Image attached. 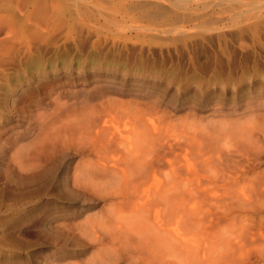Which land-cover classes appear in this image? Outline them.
I'll use <instances>...</instances> for the list:
<instances>
[{
  "label": "rangeland",
  "instance_id": "rangeland-1",
  "mask_svg": "<svg viewBox=\"0 0 264 264\" xmlns=\"http://www.w3.org/2000/svg\"><path fill=\"white\" fill-rule=\"evenodd\" d=\"M20 1L29 2L28 7ZM33 1L37 2L0 0V17L15 22L11 33L0 32V264H217L214 259L225 253L227 261L220 258L222 264H264V0H49L67 16L57 25L42 22L30 28L25 14L33 5L38 11L44 7ZM157 8H172L183 16L172 21L154 14L140 18ZM90 56L97 58L89 61ZM31 61L34 65L26 67ZM9 73L16 74L15 80H6ZM94 93L100 96L87 100ZM39 99L42 105L33 101ZM56 100L65 106L54 109ZM84 107L101 110V115L106 109L120 111L123 116L119 114L121 119L114 123L122 127L129 125L128 120L131 124L133 117L141 119L136 121L141 129L151 119L157 127L165 125L169 141H175L168 143L173 144L170 152L168 139L162 142V154L156 155L161 165L153 158L158 152L151 156L153 148L147 149L148 161L150 156L155 159L158 171L140 186V166H135L138 172L132 170L143 158L134 163L135 156L129 155L125 184L121 170L119 178L118 171L109 170L98 176V171H92L91 176L83 170L82 157L70 156L64 159L69 166L57 172L52 182L41 175L46 179H32V187L27 179L29 188L26 182L24 187L23 177L36 173L37 161L55 159L52 151L51 158L43 154L52 147L41 139L54 131L48 125L59 122L44 113L62 112L63 118L71 109L84 113ZM145 117L150 118L145 121ZM165 131L160 129L161 134ZM178 143L182 147L177 148ZM122 154L114 158L124 161ZM84 159L93 162L92 156ZM168 159H178L175 173ZM229 171H247V176L227 178ZM102 172L110 173L109 179ZM80 174H86L85 179ZM103 180L109 182L105 185ZM134 185L140 186L139 191L148 189L155 204L162 206L157 203L152 214L139 213ZM172 208L178 211L176 217ZM157 211L168 226H164L166 233L164 227L150 225ZM168 214L170 219L174 215L175 225L169 224ZM212 241L217 242V252H224L218 258ZM181 242L191 245L185 249Z\"/></svg>",
  "mask_w": 264,
  "mask_h": 264
},
{
  "label": "bare ground",
  "instance_id": "bare-ground-1",
  "mask_svg": "<svg viewBox=\"0 0 264 264\" xmlns=\"http://www.w3.org/2000/svg\"><path fill=\"white\" fill-rule=\"evenodd\" d=\"M19 1V0H18ZM37 2H39L38 4H39V7H40V5L42 4V5H44V7L42 8L41 7V9L38 11L37 10V6L36 5H33V3L35 2V1H33V3H30V4H32L33 5V9L31 10H29V8H27L29 11L26 13V11H25V16H24V18H25V20L28 22V25L30 26V28H33V27H39V24H41L42 22L43 23H45V22H47L48 24H55L56 23V25L57 24H59V23H57V21H62L67 15L66 14H64L63 15V13H61V11L59 10L60 8H59V6L58 5H56L55 3L57 2V0H56V2L54 1V4H53V2H51V1H49V0H41V2H40V0H36ZM21 2V1H20ZM37 2H35V3H37ZM260 2V1H259ZM22 4H24V3H26L25 1L24 2H21ZM20 3V5H22ZM51 3H52V5H51ZM258 3V2H257ZM19 4V3H18ZM27 4H29V2H27L26 4H24V5H26L27 6ZM37 4V5H38ZM24 5H23V7H24ZM54 5V6H53ZM28 7V6H27ZM125 7V6H124ZM24 9H26V8H24ZM117 10V9H116ZM120 11V10H119ZM149 10H147L146 11V13H142V15H140V18L141 17H148V15H150V17H151V15H156V16H158L157 18H162V19H165V20H170V21H172V20H175L176 18H179V17H182L183 15H181L180 14V12L178 13L176 10H174V9H172V8H165L164 10H162V8H157V9H152V10H150L149 12H148ZM20 13H21V11H20ZM82 13V12H81ZM80 13V14H81ZM14 14V13H13ZM79 14V13H78ZM125 14H127V10H126V12H125ZM63 15V16H62ZM16 16V15H15ZM14 16V17H15ZM3 17V16H2ZM2 17H0V32H2V31H5L6 33L7 32H9V31H13V28H14V26H13V23H15L14 21L13 22H11L13 19L11 18L10 20L9 19H5V18H2ZM54 17H56V19H54ZM154 17V16H153ZM18 18V17H17ZM20 19H22V17L20 18ZM19 19V20H20ZM147 19V18H146ZM149 19V18H148ZM23 20V19H22ZM21 20V21H22ZM153 20H155V19H153ZM160 20V19H159ZM156 21V20H155ZM158 21V20H157ZM167 22V21H166ZM24 24V23H23ZM22 24V25H23ZM47 24V25H48ZM29 26H28V28H29ZM24 27H27V25L25 26L24 25ZM149 28V27H148ZM140 29V28H139ZM144 28H142V31H144L143 30ZM16 30H18L17 28H16ZM146 30V29H145ZM165 30L166 29H164V30H162V32L164 31L165 32ZM156 31V30H155ZM154 30H153V32H155ZM159 30L157 29V32H158ZM9 33H11V32H9ZM14 33V32H13ZM128 33V32H127ZM158 34V33H157ZM168 34V33H167ZM15 35V34H14ZM156 35V34H155ZM13 37V36H12ZM13 39H14V37H13ZM12 38H11V42H12V40H13ZM5 41V40H4ZM6 43V42H5ZM10 43V42H9ZM11 44H9V46H10ZM69 47V46H68ZM63 48V47H62ZM34 50V49H33ZM46 50V49H45ZM45 50H43L44 52H45ZM49 50V49H48ZM38 51V50H37ZM42 51V50H41ZM49 52H50V50H49ZM4 53H5V51H4ZM97 53V52H96ZM96 53H94V54H91V55H93V57H95L94 55H96ZM105 53V52H104ZM115 53V52H114ZM44 54V53H43ZM66 54V53H65ZM90 54V53H89ZM61 55V54H60ZM167 55V54H166ZM89 56V55H88ZM97 58V57H96ZM95 58V59H96ZM37 59V58H36ZM61 59V58H60ZM88 59H89V61H92V60H95L94 58H92L91 56H90V58L88 57ZM53 60V59H52ZM59 61H61V60H59ZM38 62V61H37ZM62 62H64V61H62ZM31 63V64H30ZM39 63V62H38ZM54 63V62H53ZM72 64H73V62H71ZM28 64H30V65H28ZM28 64H27V66L26 67H32L33 65H34V63L31 61V62H28ZM36 64V63H35ZM55 64L56 63H54L53 64V68L55 67ZM71 64V65H72ZM97 64V63H96ZM100 64V63H99ZM78 65H80L81 66V63L80 64H78ZM20 66V65H19ZM80 66H79V68H80ZM83 66V65H82ZM97 66V65H96ZM12 67V66H11ZM14 68V67H13ZM84 68V67H83ZM93 68V67H92ZM30 71V70H29ZM5 73V72H4ZM16 73V72H15ZM8 74V73H7ZM10 74V73H9ZM18 74H20V73H18ZM27 74V73H26ZM6 75V74H5ZM5 75H3V77L5 76ZM11 75V76H10ZM10 75H8L7 76V78H6V80H9V81H12L15 77H13V76H15L16 74H13V76H12V74H10ZM5 78H3L4 80H5ZM15 80V79H14ZM11 83V82H10ZM103 93V92H102ZM101 93V94H102ZM89 94V93H88ZM91 96H93V97H90V96H88L87 97V100H89V101H92V100H95L97 97H99L100 95L98 94V95H96V93H94L93 95H91ZM86 99V98H85ZM43 100V99H42ZM42 100H33L34 102H36L37 104L39 103L40 105H42ZM84 102V101H83ZM16 103V102H15ZM14 104V103H13ZM65 102H61L60 100H56L55 102H54V105H55V108L54 109H56V107L60 110V109H62L64 106H65ZM68 105V104H67ZM72 105V104H71ZM38 106V105H37ZM76 106V105H75ZM83 106V105H82ZM113 106V105H112ZM84 108H86V107H84ZM105 108H107L106 106H105ZM104 108V109H105ZM114 108H118V107H113V109ZM73 109H75V107L73 108ZM73 109H71L70 111H71V113H69L68 111V113L69 114H67L65 117H61L62 116V112H59V113H56V111H53V112H47V113H44L45 115L44 116H46L47 117V119H48V117L49 118H55L54 119V121L55 120H57V122H59L58 123V125H48L49 127H51L50 128V130L49 131H52V130H54L52 133H45L44 134V136H43V138H45V139H41V142L44 140H46V142H42L43 144H45L46 146H51L52 148V150H50L49 152L48 151H44L43 152V154L44 155H48V157H47V159L49 158V156H50V152L52 151V152H54V153H52V155L54 156V154H56L55 155V159L53 158L52 159V161L50 162L49 160H51V159H48V161H46L45 163H43L42 161V164H41V162L40 161H37V165L36 164H34V169L33 168H31V169H33V171L35 172L36 171V173L32 176V175H28V174H26V177H25V175H24V177L23 178H25V179H23V181H22V184H23V186H24V183L26 184L25 186L27 187V188H29L28 186H27V181H25V180H27L28 179V184H29V186H30V184L31 183H33V180L32 179H35L36 178V181H37V179H39L38 181H41V180H43L45 177L46 178H48V180L50 181V182H52L51 180H54V178H56V176L58 175L57 174V172H59V171H61V170H63L64 168H66L65 166H69L68 164L69 163H67L66 162V160L64 161V159L65 158H67V157H70V156H72V157H75V156H80V157H82L81 158V161L80 162H83V165L82 166H84V168H83V170L84 171H86V170H88V175L90 174H92L93 172L92 171H98L97 173H95L97 176L99 175V173H101V171L103 170V171H106V170H109V171H111L110 173H112V171H118V177L117 178H119V170H121V172H122V175H120V178L122 177V179L124 180V182H125V184H127L126 183V178H125V175L123 174V173H127L126 172V165H128V163H127V160L129 161L130 160V158H128V156L130 155L131 156V158H133V156H135V158H133V160L135 161L134 163H137V162H140L138 165L136 164H133V168H135V166H137V168H139L138 166H140V168H139V171L141 172V175L139 176V175H137V177L140 179V186H141V184H144L145 183V181H146V179L147 178H149L150 177V173H151V175L152 174H154V172L156 173V171H158L157 170V165H158V163L157 164H155V163H153V160L155 161V159H153L154 157H156V155L157 156H161L160 154H159V152H160V150L162 149V147H164L165 146V143L167 142L166 140L168 139V142H167V144H166V146L168 145V151H169V149H170V147H169V145L170 144H168V143H173L174 141H169V139H170V137L171 136H169V134H168V137L166 136L167 135V133L168 132H170L168 129V131L166 132L165 131V129H163V128H165V125H163V127H161V124L159 123V125H160V129L162 128V131H165L166 133H164V134H161L160 133V129L158 128L159 127V125H158V127H157V123H154L153 122V120L154 119H151L150 120V122H151V124H149L148 123V121H147V123L149 124H145L146 126H145V128H142L141 129V127L142 126H138L137 125V123H139V121L141 120L140 118V120H135L134 119V117H133V119H132V123H133V120L135 121L133 124H135L136 123V121H138L135 125H134V127L132 126V123L130 124V122H129V120H128V124L130 125H125L124 127H122V126H120V125H122V123L120 124V123H118L117 125H116V123H114V119L116 120L117 119V121H118V119H121L120 117L118 118V115L120 114V111H118V110H116L115 109V111H113V110H108L107 111V109H106V113L104 114L103 112V115H101L100 114V112H101V110L100 111H98V109L97 110H91L90 109V111L89 110H87V108H86V110H83L84 111V113L82 112V110L80 111V113L79 112H77V113H75V111H73ZM119 109V108H118ZM121 109H123V108H121ZM124 110V109H123ZM78 111V110H77ZM85 111H86V113H85ZM98 111V112H97ZM103 111V110H102ZM88 112V113H87ZM104 112H105V110H104ZM121 112L123 113V111L121 110ZM71 114H72V116H71ZM125 114V113H124ZM65 115V114H64ZM121 116H123L122 114H120ZM126 115H128V113H126ZM151 116V115H150ZM40 117V116H39ZM128 118V117H127ZM130 118H131V116H130ZM129 118V119H130ZM135 118H136V116H135ZM150 118V117H149ZM149 118H146L145 117V121H146V119L147 120H149ZM44 121V120H43ZM52 121V120H51ZM154 121H156V120H154ZM57 122H55V123H57ZM53 123V122H52ZM113 123V124H112ZM27 124V123H26ZM156 124V125H155ZM140 125H142V122H141V124ZM45 127V126H44ZM43 127V128H44ZM166 128H168V127H166ZM149 129V130H148ZM40 130H42V129H40ZM43 130H45V129H43ZM247 130V129H246ZM149 131H151V132H149ZM145 132H149L150 134H145ZM134 133V134H133ZM207 133V132H206ZM247 133V132H246ZM41 134V133H40ZM39 134V135H40ZM43 134V133H42ZM243 134V133H242ZM135 135V136H134ZM148 135V136H147ZM173 135V134H172ZM164 136L165 137H167V138H164ZM174 136V135H173ZM172 136V137H173ZM235 136V135H234ZM237 136V135H236ZM40 137H42V136H40ZM178 137V136H177ZM209 137H211V136H209ZM228 137V136H227ZM231 137V136H230ZM229 137V138H230ZM151 139V140H148V139ZM176 138V136L174 137V139ZM225 138V137H224ZM228 138V139H229ZM238 138H239V133H238ZM165 139V140H164ZM173 139V138H172ZM178 139H179V137H178ZM227 139V140H228ZM232 139H233V137H232ZM234 139H235V137H234ZM240 139V138H239ZM177 140V139H176ZM213 140V139H212ZM243 140V139H242ZM147 141H149V146H145V143L147 142ZM151 141V142H150ZM165 142L164 144L162 143V142ZM226 141V140H225ZM235 141H237V140H235ZM209 142H211V141H209ZM239 142V141H238ZM241 142V141H240ZM201 143V142H200ZM237 144V143H236ZM173 144H171L170 146H172ZM176 145H178L177 146V148H180V147H182V143H181V146H180V144L178 143V144H176ZM176 145H174V147L176 146ZM205 145V144H204ZM23 146V145H22ZM192 146V145H191ZM148 147H151V148H153L152 150H149L148 149ZM238 147V146H237ZM27 148V147H26ZM25 148V149H26ZM29 148V147H28ZM160 148V149H159ZM166 148V147H165ZM164 148V149H165ZM212 148V147H211ZM239 148V147H238ZM57 149V150H56ZM146 149V150H145ZM147 149L149 150V151H151V156H153L152 155V153H154V152H158V153H156L155 154V156H153V158H151V156H150V159H151V161H148L149 159H148V157L149 156H147V155H149V153H148V151H147ZM171 149H172V151H174L173 150V148L171 147ZM175 149V148H174ZM204 149V148H203ZM228 150H229V148H227ZM226 149V150H227ZM40 150V149H39ZM39 150H38V153H37V155H39ZM56 150V151H55ZM165 150H167V149H165ZM176 150V149H175ZM222 150H223V148H222ZM232 150V149H231ZM230 150V151H231ZM235 150V149H234ZM233 150V151H234ZM21 151V150H20ZM162 151H163V149H162ZM161 151V152H162ZM198 151H200V150H198ZM197 151V152H198ZM225 151V150H224ZM236 151V150H235ZM23 152V151H22ZM35 152V151H34ZM160 152V153H161ZM170 152V151H169ZM177 152V151H176ZM203 152V151H202ZM223 152V151H222ZM227 152V151H226ZM229 152V151H228ZM121 153H123L122 155H124V161H126L125 163H124V165H121V163L122 162H124L123 161V159L122 158H120L121 160H118V158L117 159H115L116 157L115 156H119V154L121 155ZM173 153V152H172ZM172 153H171V155H172ZM241 153V152H240ZM239 153V154H240ZM35 154H36V152H35ZM40 154L41 155H43L42 153H41V151H40ZM162 154V153H161ZM173 154H175V156H177L178 157V154H176V153H173ZM234 154V153H233ZM238 154V155H239ZM36 155V156H37ZM168 155V154H167ZM205 155V154H204ZM208 155H209V153H208ZM228 155V154H227ZM231 155V154H230ZM235 155V154H234ZM237 155V156H238ZM243 155V154H242ZM85 156H92L93 157V162H91V160H85L84 159V157ZM129 156V157H130ZM141 157V159H142V161H139V159L137 160V162H136V159H137V157ZM146 156H147V159H146ZM179 156H180V154H179ZM244 156V155H243ZM38 157V156H37ZM72 157L70 158V159H72ZM115 157V158H114ZM125 157H126V159H125ZM204 157V156H203ZM218 157H220V155L218 156ZM50 158H51V156H50ZM76 158V157H75ZM156 158H158V157H156ZM187 158V157H186ZM246 158V157H245ZM248 158V157H247ZM91 159V158H90ZM160 159V160H159ZM173 159V158H172ZM188 159V158H187ZM23 160V159H22ZM21 160V161H22ZM35 160H37L36 159V157H35ZM40 160V159H39ZM69 160V159H68ZM157 160L158 161H160L159 163H160V165L162 164V162H161V158L159 157L158 159H156V161L155 162H157ZM176 160H178V159H176ZM175 159L174 160H170V159H168L167 160V162H168V164H169V166H170V169H173V171H174V173H175V171H176V169L178 168H176V166L179 164V162L178 163H176L177 161H176ZM231 160V159H230ZM235 160V159H234ZM244 160V159H243ZM25 161V160H24ZM119 161V163L117 164V162ZM121 161V162H120ZM131 161V160H130ZM164 161V160H163ZM220 161V160H219ZM221 161H222V159H221ZM241 161V160H240ZM239 161V162H240ZM254 161V160H253ZM252 161V162H253ZM28 162V161H27ZM35 163H36V161H34ZM70 162H72V161H70ZM113 162V163H112ZM231 162H233V161H230V163ZM237 161H235V163H236ZM23 163H25V162H23ZM109 163H110V165H109ZM112 163V164H111ZM130 163V162H129ZM250 163V162H249ZM29 164H30V162H29ZM165 164V163H164ZM237 164H239L238 162H237ZM258 164V163H257ZM21 165V164H20ZM36 165V166H35ZM118 165V166H117ZM160 165H159V169H160V171H161V169L162 168H160ZM187 165V164H186ZM189 165H190V163H189ZM188 165V166H189ZM229 165H231V164H229ZM251 165H254V163L252 164L251 163ZM79 166V165H78ZM80 166H81V164H80ZM79 166V167H80ZM121 166L123 167V168H121ZM125 166V167H124ZM163 166V165H162ZM192 166V165H191ZM234 166L237 168L238 166H236L235 164H234ZM233 166V167H234ZM21 167V166H20ZM31 167H32V165H31ZM131 167V168H130ZM219 167V166H218ZM228 167V166H227ZM70 167H68V169H69ZM128 168H129V172H130V169H133L132 168V166L130 165L129 167L127 166V170H128ZM137 168H135V170H132V171H137ZM164 168V167H163ZM231 168V167H230ZM235 168V169H236ZM68 169H67V171H68ZM169 169V168H168ZM222 169V168H221ZM227 169V168H226ZM82 169H80V171H81ZM124 170V171H123ZM252 170V169H251ZM37 171H39L38 172V175H37ZM66 171V170H65ZM78 171V170H77ZM84 171H83V173H84ZM100 171V172H99ZM152 171H153V173H152ZM253 171V170H252ZM87 172V171H86ZM85 172V173H86ZM106 172H108V171H106ZM113 172V173H114ZM120 172V173H121ZM128 172V173H129ZM138 172V171H137ZM178 172V171H177ZM251 172V171H250ZM30 173V172H29ZM102 173H104V172H102ZM110 173H104V175L106 176V175H109ZM225 173V172H224ZM223 173V174H224ZM229 173V175H226L227 176V178L228 177H233V174H234V176L236 177V175H244V174H246L247 173V171H233V173L232 172H228ZM231 173V174H230ZM252 173V172H251ZM251 173H249V174H251ZM25 174V173H24ZM31 174H32V172H31ZM130 174V173H129ZM173 174V173H172ZM226 174V173H225ZM28 175V176H27ZM41 175H43V176H45L44 178H42V176ZM81 175V174H80ZM86 175V174H85ZM84 175V176H85ZM93 175V174H92ZM91 175V176H92ZM102 175V174H101ZM100 175V176H101ZM104 175H102V177L104 176ZM115 175V174H114ZM115 175V176H116ZM123 175H124V177H123ZM231 175V176H230ZM252 175V174H251ZM254 175H255V173H254ZM253 175V176H254ZM39 176H40V178H39ZM82 176V175H81ZM79 177L80 179L83 177L84 179H85V177L84 176H82V177ZM94 176V175H93ZM136 176V175H135ZM134 176V177H135ZM173 176H174V174H173ZM219 176V175H218ZM218 176H216V178H218ZM225 175H222V180H220V181H222L223 183L225 182V180H224V178L226 177ZM240 176H238V177H240ZM245 176V175H244ZM246 176H247V174H246ZM22 177V176H21ZM38 177V178H37ZM89 177V176H88ZM108 179H109V177H110V175H109V177L108 176H106ZM128 177V176H127ZM256 177V176H255ZM45 178V179H46ZM130 178V177H129ZM151 178V177H150ZM175 178V177H174ZM213 178H215V176L213 177ZM93 179V177L91 178V180ZM105 179V178H104ZM110 179H113V176H112V178H110ZM77 180V179H76ZM75 180V181H76ZM102 180V179H101ZM218 180V179H217ZM236 179L234 178V181H235ZM32 181V182H31ZM35 181V182H36ZM46 181V180H45ZM48 181V182H49ZM66 181V180H65ZM80 181H82V180H80ZM90 181V180H89ZM89 181H84V182H86L85 183V185L87 184V182H88V184H89ZM93 181V180H92ZM95 181V180H94ZM96 181H97V179H96ZM115 181H117V180H115ZM232 181V180H231ZM240 181V180H239ZM24 182V183H23ZM34 182V183H35ZM101 182V181H100ZM100 182H98V183H100ZM103 183H105V185L109 182V180L107 181H105L104 182V180L102 181ZM112 182V181H111ZM218 182V181H217ZM37 183V182H36ZM40 183V182H39ZM39 183H38V185H39ZM62 183H64V181L62 182ZM82 183V182H81ZM90 183H91V181H90ZM112 183H114V180H113V182ZM118 183V182H117ZM235 183V182H234ZM43 184V183H42ZM87 184V185H88ZM92 185H93V183H91ZM95 185H96V182L94 183ZM121 183H119V185H120ZM213 184V183H212ZM237 184V183H236ZM32 185L33 184H31V187H32ZM47 185V184H46ZM49 185V184H48ZM77 185V184H76ZM78 185H80V183H78ZM77 185V186H78ZM173 185V184H172ZM258 185V184H257ZM24 186V187H25ZM65 186H66V183H65ZM64 186V187H65ZM81 186H83V185H81ZM122 186V185H121ZM126 186V185H125ZM133 186V185H132ZM140 186H135L134 185V188H135V190H137V192H138V194H136V196H137V205H136V207L137 208H139L138 209V211H139V213L141 212V211H144V214H145V211L147 212V213H151L152 214V212L154 211L153 209H155V207H156V205H157V203L155 204V202L157 201V200H155V202H154V198H155V196L153 197L152 195H151V193H149V190L148 189H145V191H139V189H140ZM144 186V185H143ZM163 186H164V184H163ZM163 186H161V187H163ZM174 186V185H173ZM213 186H214V184H213ZM253 186V185H252ZM254 186H255V183H254ZM30 187V188H31ZM84 187V186H83ZM91 187H93V186H91ZM120 187V186H119ZM158 187H160L159 186V184H158ZM217 187H218V185H217ZM233 187V186H232ZM122 188V187H121ZM214 188H216L215 186H214ZM224 188V187H223ZM256 188H257V186H256ZM261 188V187H260ZM23 189H26V188H23ZM40 189H41V187H40ZM103 189H105V188H103ZM102 189V190H103ZM107 189V188H106ZM111 189V188H110ZM118 189V188H117ZM117 189H116V191L114 190V192H116L115 194L117 195ZM128 189H131V186H130V188H128ZM172 189V188H171ZM219 189V188H218ZM252 189H253V187H252ZM101 190V189H100ZM108 190V189H107ZM112 190H113V188H112ZM112 190H110L109 192L111 193V191ZM135 190H133L134 192H135ZM146 190H148V191H146ZM214 190V189H213ZM222 190V189H221ZM221 190H219V192L221 191ZM235 191H236V189H234ZM233 190V191H234ZM255 190V189H254ZM95 191H96V189H95ZM170 191V190H169ZM168 191V192H169ZM211 191H212V189H211ZM216 190H214V192H215ZM229 193H231V189H229ZM246 191V190H245ZM142 192V193H141ZM168 192H166V193H168ZM225 192H228L227 190L225 191ZM237 192V191H236ZM257 192V191H256ZM104 193H106V192H104ZM159 193V190H158V192L157 193H155V194H158ZM228 193V194H229ZM80 194V193H79ZM112 194H114L113 192H112ZM114 194V195H115ZM164 194V193H163ZM173 194V193H172ZM115 195V196H116ZM120 195V194H119ZM212 195H213V192H212ZM214 195H215V193H214ZM239 195H240V193H239ZM243 195V194H242ZM248 195V194H247ZM255 195V194H254ZM131 196V195H130ZM168 196V195H167ZM166 196V197H167ZM220 196V195H219ZM219 196H217V197H219ZM221 196H222V194H221ZM231 196H232V193H231ZM234 196V195H233ZM233 196L231 197V199L233 198ZM238 196V195H237ZM109 197V196H108ZM256 197H258L259 198V196H256ZM169 198V197H168ZM222 198H224V196L222 197ZM241 197H239L238 199H240ZM159 199H161V197L159 198ZM158 199V200H159ZM173 199H174V197H173ZM178 199V198H177ZM216 199H218V198H216ZM225 199V198H224ZM224 199H222V202H224L223 200ZM244 199H245V197H244ZM254 199H255V196H254ZM117 200V199H116ZM133 200H135L136 201V199H133ZM215 200V199H214ZM219 200H221V199H219ZM219 200H216V201H218L219 202ZM258 200V199H257ZM261 200V199H260ZM260 200H258L259 202L258 203H260ZM264 200V198H262V201ZM163 201V200H162ZM161 201V202H162ZM215 201V202H216ZM230 201V200H229ZM252 201V200H251ZM254 201V200H253ZM255 201H256V199H255ZM221 202V203H222ZM243 202H244V200H243ZM113 203V202H112ZM167 203H169L168 201H167ZM227 202H225V204H226ZM253 203V202H252ZM256 203V202H255ZM158 204H160V203H158ZM163 204H164V201H163ZM235 204H237V203H235ZM238 204H241V203H239L238 202ZM244 204V203H243ZM246 204H247V202H246ZM161 205V204H160ZM250 205H252V204H250ZM157 206H159V205H157ZM162 206V205H161ZM133 207L135 208V206L133 205ZM167 207V206H166ZM171 206H169V208H170ZM215 207V206H214ZM231 207V206H230ZM248 208H249V206H247ZM253 207V206H252ZM239 208V207H238ZM246 208V207H245ZM166 210H168L167 208H165ZM173 209V208H172ZM173 210H175V209H173ZM213 210V209H212ZM133 211V210H132ZM136 211V210H135ZM163 211H165V210H163ZM215 211V210H214ZM159 211H157V213L155 214V213H153L154 214V220H155V223L154 224H150V225H156L155 227H157V228H159V229H161V227H164L165 226V224H166V222H163L164 220L162 219V218H160V215H161V212H160V215H159V213H158ZM175 212V213H174ZM174 212H172V213H174L175 214V217H176V212H178L177 210H175ZM133 213H134V211H133ZM170 213V212H169ZM135 214V213H134ZM138 213H136V215H137ZM151 214H148L149 216H151ZM215 214V213H214ZM140 215V214H139ZM169 215V214H168ZM236 215V214H235ZM153 217V216H152ZM169 217V219H170V215L168 216ZM174 218V215L173 216H171V222L169 223V219H168V223L169 224H173V225H175V221L176 220H173V218ZM232 217V216H231ZM230 217V218H231ZM240 217V216H239ZM143 218H144V216H143ZM150 218V217H149ZM164 218V217H163ZM212 218H213V214H212ZM91 219V218H90ZM138 219V218H137ZM151 219V218H150ZM150 219H148V220H150ZM165 219V218H164ZM167 219V218H166ZM214 219V218H213ZM147 220V219H146ZM163 220V221H162ZM179 220V219H178ZM95 221H96V219H95ZM136 221V220H135ZM144 221H145V219H144ZM151 221V223H152V219L150 220ZM230 221V220H229ZM93 222V221H92ZM145 222H147V221H145ZM145 222H144V224H145ZM173 222V223H172ZM91 224V223H90ZM144 224L142 223V225H143V227L145 228V226H144ZM148 224V223H147ZM168 224V225H169ZM177 224H178V222H177ZM77 225V227H78V225L79 224H76ZM141 225V224H140ZM87 226H88V223H87ZM92 226V225H91ZM110 226V225H109ZM178 226V225H177ZM165 227H168V226H165ZM164 227V228H165ZM175 227V226H174ZM149 228L150 227H148V230H149ZM151 228H152V226H151ZM80 229V228H79ZM155 229V228H154ZM163 229V228H162ZM157 230V229H156ZM152 231V230H151ZM161 231V230H160ZM160 231L158 232L157 231V234L159 233L160 234ZM166 231H167V228H165V231H164V229H163V232L164 233H166ZM175 231H177V228H175V230H174V232ZM154 232V231H153ZM168 232H169V230H168ZM170 232L171 233H173V231H171V229H170ZM215 232V237H216V235L218 234H216V231H214ZM85 233V232H84ZM94 233V232H93ZM92 232H91V234H93ZM146 232H144V234H145ZM155 233H156V231H155ZM171 233H170V235H171ZM180 233V232H179ZM243 233H245V231L244 232H242V234ZM90 234V235H91ZM166 236V235H165ZM174 236H176V234H174L173 233V237ZM180 236V235H179ZM187 236V235H186ZM185 236V237H186ZM213 236H214V234H213ZM220 236H222V235H220ZM139 237H140V235H139ZM144 237V236H143ZM149 237V236H148ZM94 238V237H93ZM175 238V237H174ZM223 238V237H222ZM231 238V237H230ZM241 238H242V236H241ZM173 239V238H172ZM176 239H178V236H177V238ZM180 239V238H179ZM217 239V238H216ZM218 239H219V237H218ZM238 239H240V238H238ZM154 240V242H155V239H153ZM183 240V239H182ZM181 239H180V241H182ZM213 240H214V238H213ZM224 240H225V238H224ZM167 241V240H166ZM185 241H187V240H185ZM190 241V240H189ZM222 241V240H221ZM226 241V243H227V241L228 240H225ZM225 241H224V243H225ZM169 242V241H168ZM184 242V241H183ZM183 242H181V244L183 245V247H185V249H188V248H186L187 246L189 247L190 245L189 244H187L186 246H185V244L186 243H184L183 244ZM239 242V241H238ZM145 243V242H144ZM171 243V242H170ZM180 243V242H179ZM188 243V242H187ZM214 243V244H213ZM217 242H213L212 241V245H213V248H214V250L216 251V249H215V245H217L216 244ZM223 243V242H222ZM227 244H229V242L227 243ZM230 244H231V242H230ZM161 245V244H160ZM232 245V244H231ZM235 245V244H234ZM215 246V247H214ZM225 246H226V244H225ZM150 248V247H149ZM148 248V246H147V249H149ZM178 248V247H177ZM219 249H221L222 250V248H220V247H218ZM190 249V248H189ZM194 249V248H193ZM144 250H146V248L144 249ZM218 250V249H217ZM226 252H227V249H224ZM188 251H190V250H188ZM212 252L214 253V251L212 250ZM223 252V251H222ZM222 252H221V254H222ZM176 253H177V251H176ZM218 253L219 252H217L216 251V257L217 256H220L221 254L219 253V255H218ZM223 254H224V252H223ZM226 254H228V253H225V256H226ZM215 256V255H214ZM224 256V257H225ZM224 257L223 258H221V261H227V258H225L226 260H224ZM218 258V257H217ZM220 258H219V260H217V259H214L215 260V262L216 261H220ZM213 260V259H212ZM221 261H220V264H222L221 263ZM218 262H217V264H218ZM211 264H212V262H211ZM228 264H230V263H228Z\"/></svg>",
  "mask_w": 264,
  "mask_h": 264
}]
</instances>
